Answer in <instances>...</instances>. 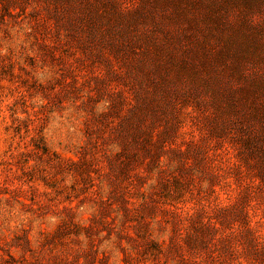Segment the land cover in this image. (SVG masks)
<instances>
[{
	"label": "rangeland",
	"instance_id": "374dc122",
	"mask_svg": "<svg viewBox=\"0 0 264 264\" xmlns=\"http://www.w3.org/2000/svg\"><path fill=\"white\" fill-rule=\"evenodd\" d=\"M0 264H264V0H0Z\"/></svg>",
	"mask_w": 264,
	"mask_h": 264
}]
</instances>
